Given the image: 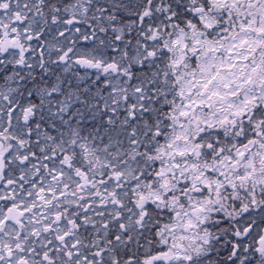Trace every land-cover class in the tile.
<instances>
[{
	"label": "snow or ice",
	"instance_id": "snow-or-ice-1",
	"mask_svg": "<svg viewBox=\"0 0 264 264\" xmlns=\"http://www.w3.org/2000/svg\"><path fill=\"white\" fill-rule=\"evenodd\" d=\"M0 264H264V0H0Z\"/></svg>",
	"mask_w": 264,
	"mask_h": 264
}]
</instances>
